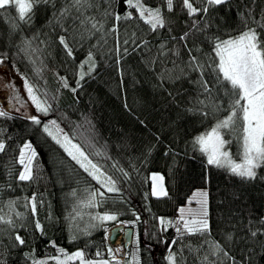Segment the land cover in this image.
Wrapping results in <instances>:
<instances>
[{"label": "trees", "instance_id": "16d2710c", "mask_svg": "<svg viewBox=\"0 0 264 264\" xmlns=\"http://www.w3.org/2000/svg\"><path fill=\"white\" fill-rule=\"evenodd\" d=\"M63 2L56 0L55 9L50 5L38 6L31 24L19 22L11 8L0 10V61L33 84L39 90L40 99L50 105L40 125L33 124L27 115L12 113L5 107L1 109L7 115L0 116V142L6 145L5 151L0 153V215L10 216L14 227L0 224V264H32L31 259L25 258L26 253L47 259L56 256L58 249L68 254L82 251L85 260L119 264L113 260V253H109L112 246L108 243L109 231L117 224L132 230L131 244L122 264H168L169 245L177 238V232L172 225L165 230L158 221L160 218L177 221L179 209L198 189L208 192L212 235L235 260L223 257V253L218 258H209L223 259L224 264H264V235L252 237L249 231L250 228L264 230V225L259 223L264 217V167L256 170V179L243 180L225 169L208 166L206 157L193 150L192 141L210 130L216 119L211 116L204 119L186 111L193 107L191 101L197 94L196 86L177 81L159 87L160 82L144 63L161 44L166 45V50L175 46L183 54L179 37L189 31L191 20L179 7L168 12L163 0H143L152 8L161 7L165 28L154 33L145 31L147 25L138 20L136 10L131 9V20L117 22L112 17L104 20L103 38L97 33L86 41L77 42L71 18L63 21V28L53 20L52 13L61 8ZM100 7L102 11L108 5L101 0ZM109 10L123 16L124 0H111ZM249 11L259 19L264 13V0H230L228 5H221L211 18L209 34L224 38L229 32L235 35L236 13L243 12L247 16ZM88 14L101 18L94 9ZM13 22L19 25L15 31L11 27ZM113 27L115 32L111 31ZM133 33L136 34L135 44L129 39ZM62 35L74 49V58L68 57L60 45ZM125 39H129L127 45L123 43ZM26 41L40 51L26 55L22 51ZM144 41L148 42L146 47H136ZM199 47L203 53L211 51L206 43ZM89 51L93 53L95 69L86 74L78 86L80 64ZM83 71L86 73L85 67ZM210 73L209 69L206 79H214ZM62 80L67 81L68 87L63 86ZM0 81L10 88V74L5 65H0ZM177 89L181 90L179 95ZM218 102L227 103L222 92ZM217 115L222 119L227 112ZM47 119L55 120L70 137L75 135L73 142L81 144L86 153L99 151L110 157L90 158L99 161L113 176L119 192L105 193L103 204L95 208H77L86 203L88 193L99 185L44 133L43 121ZM225 139L231 141L227 149L233 159L239 161L237 140L233 135H226ZM25 143H31L37 157L33 162V179L22 182L18 180L22 171L18 157ZM113 164L117 167L113 168ZM152 173L164 177L166 197L151 195ZM33 197L35 215L30 205ZM10 201L15 202L11 211L7 207ZM74 208L79 215L72 220ZM105 213L115 214L118 219L103 224L91 219ZM37 221L42 233L35 227ZM17 234L24 238L23 246H14ZM227 234L232 235L231 241L226 240ZM189 242L196 247L199 240L197 237L177 239L172 251L179 256L183 249L185 264H199L185 247ZM97 252L101 255L97 256ZM203 254V251L199 253ZM48 264L55 261L48 260Z\"/></svg>", "mask_w": 264, "mask_h": 264}, {"label": "snow or ice", "instance_id": "6c2138e0", "mask_svg": "<svg viewBox=\"0 0 264 264\" xmlns=\"http://www.w3.org/2000/svg\"><path fill=\"white\" fill-rule=\"evenodd\" d=\"M108 7H104L101 11V0H64L61 8L52 13L54 22L64 27L63 21L71 18L72 30L75 33L74 39L77 42L86 41L97 33H101V38L105 34L104 20L112 17L115 21L133 19L131 9L136 10V18L143 21L147 28V32H157L166 27V21L163 16L161 7L152 8L146 5L143 0H124L125 13L123 16L116 14L114 10L110 11L111 0H103ZM164 6L168 12H172L174 8L179 7L191 20V27L179 37L182 42L183 54L176 48L166 50V45L161 44L154 54L145 59V65L153 72L155 78L160 82L159 87H163L164 83L174 84L177 81H187L189 84L196 86V96L192 99L193 107L187 108L186 111L193 115H199L204 119L209 116L216 119V123L206 132L196 136L192 141L194 151H199L206 157L208 166H214L219 169L227 170L231 175L237 176L243 180H254L257 177V169L264 167V13L259 19L255 18L249 11L247 16L243 12H237L238 28L236 34L227 33V38L218 34H209L208 29L211 27V18L221 5H228L230 0H163ZM200 6L197 7L196 5ZM40 5H50L56 8V0H0V10L11 8L16 15V19L23 24H31L35 9ZM99 12L100 19L96 15L88 14L90 10ZM203 21V24H201ZM50 21L49 23H52ZM19 25L12 23V30ZM68 29H65L67 31ZM112 32L116 28L111 29ZM135 44L136 34L133 33L129 38ZM129 39L124 40V44L129 43ZM176 38L173 37V40ZM59 43L63 46L68 57L74 58V49L69 45L65 36L59 37ZM208 44L211 46L210 53H203L199 47L200 44ZM147 41L143 45L136 47H146ZM136 49L133 48V51ZM151 52V49H147ZM26 55L31 56L40 51L32 48L31 42L26 41L25 47L22 49ZM119 54V44L116 49ZM124 53H128V49H124ZM200 53V55H197ZM214 54V55H213ZM35 63V61H32ZM2 63V61H0ZM85 65L88 66V73L91 74L95 69V61L93 53L89 51L85 61L80 64L81 72L80 80L85 78L86 73L83 71ZM171 65V66H169ZM211 70V76L214 79H206L205 75ZM196 74V75H193ZM63 86L68 87L67 81L62 80ZM24 87L27 91L28 98L38 112L47 115L50 105L46 101H41L37 92L39 91L26 78L24 79ZM214 90H218L214 92ZM75 91V89H73ZM177 89V95L180 94ZM220 92L227 98L226 105L218 102ZM169 95H172L169 92ZM203 97V98H201ZM227 112V115L220 119L218 113ZM7 115L6 112L0 110V116ZM32 123L40 125L41 120L36 116L29 117ZM43 131L51 139L58 144L64 152L83 170L92 180L99 185L88 193L86 203L77 205L79 207L95 208L102 205L105 193L119 192L117 182L110 175L99 161L94 162L91 156H105V153L99 151L86 153L81 144L74 143L75 135L69 136L59 128L55 120L43 125ZM226 135H233L239 145V162H236L232 154L228 151L227 145L230 140L225 139ZM5 143L0 142V153L4 152ZM167 154V153H166ZM37 157L35 149L31 143H25L19 152L18 163L22 166L19 172V181H30L33 179V162ZM110 159V157H106ZM113 168L117 165L113 164ZM123 171L122 169H118ZM125 177L128 173L123 172ZM152 188L151 195L156 198L166 197L167 190L164 187V177L159 174L151 176ZM87 190V189H86ZM75 195V193H73ZM97 197L100 199L98 200ZM195 202L198 209L181 208L179 209V219L175 222L171 220L159 219V225L165 230L169 225L175 227L177 238L173 239L169 245L168 255L166 257L168 264H185L183 257V249L180 254L172 251V246L177 243V239L184 240L187 237H197L198 246L193 247L192 243L185 244L190 255L194 256L199 264H224V260L210 259L209 257H223L235 260L229 257L227 251L224 250L219 241L212 235L210 223L208 220V192L206 190L194 193ZM193 201H188L189 205ZM15 202L10 201L7 207L11 211ZM33 215L36 214V202L33 197L30 201ZM77 208L73 209L71 219L75 220L79 215ZM2 211V210H0ZM19 215V214H17ZM94 221L101 224L108 221H116L118 217L115 214H96L91 217ZM139 220V216L136 217ZM251 224L252 221L250 220ZM259 223L264 225V217L260 218ZM0 224H7L14 227L10 216L0 215ZM37 230L43 232L40 223L35 224ZM95 227V225H89ZM252 237L258 234L264 235V230L257 228L249 229ZM226 240L231 241L232 235L227 234ZM16 245L23 246L24 238L19 234L15 236ZM56 247L55 244H52ZM206 249V250H205ZM204 252L203 255L199 253ZM112 249H109V253ZM97 256L101 254L97 252ZM26 259H31L32 264H48V260L55 261V264H108L107 261H91L85 260L84 253L77 251L73 254L58 249V254L47 259H39L33 253H26Z\"/></svg>", "mask_w": 264, "mask_h": 264}, {"label": "rangeland", "instance_id": "374dc122", "mask_svg": "<svg viewBox=\"0 0 264 264\" xmlns=\"http://www.w3.org/2000/svg\"><path fill=\"white\" fill-rule=\"evenodd\" d=\"M0 65L1 66L2 65L6 66V68L9 71L10 79H11L10 88H7L4 85V83L2 81H0V110L5 107L7 111H10L12 113H17V114L22 113L23 115H27L28 117L36 116L40 120L43 117L47 116V115H44V114L38 112L36 110V108H35V105L32 104L31 100L28 98L27 91H26V89L24 87V79L25 78L20 73H18L12 66H10L8 64H3V63H0ZM85 70H86V74H87L88 73V66L87 65L85 66ZM10 92H11V98L12 99H10V97H9V93ZM50 121L51 120H48V119L44 120L43 121V125L49 123ZM236 162H239V161H236ZM200 191H204V190L203 189L195 190L193 192V194L191 195V197H190V199L193 202L190 205L187 202V204L184 207H182V208H185L186 211L189 208L192 209L193 211L197 210L198 209V205L195 202L194 193H198ZM179 215H180V213H179ZM120 246H122V249H121ZM110 249H112V253H114L116 255V258H118V257H121L118 254L119 251H120V253L121 252L123 253L122 255H126L128 247L126 248L123 245L122 241L119 239V244L118 245H114ZM125 258H124V260H125ZM122 263L123 262H121L119 264H122Z\"/></svg>", "mask_w": 264, "mask_h": 264}, {"label": "water", "instance_id": "95a60500", "mask_svg": "<svg viewBox=\"0 0 264 264\" xmlns=\"http://www.w3.org/2000/svg\"><path fill=\"white\" fill-rule=\"evenodd\" d=\"M9 97L12 99L11 92L9 93ZM119 236L122 237L123 244L129 247L131 244L132 230L121 224H117L109 231L108 243L113 245Z\"/></svg>", "mask_w": 264, "mask_h": 264}, {"label": "built area", "instance_id": "2783aa9c", "mask_svg": "<svg viewBox=\"0 0 264 264\" xmlns=\"http://www.w3.org/2000/svg\"><path fill=\"white\" fill-rule=\"evenodd\" d=\"M124 227H126V225H123ZM108 236H109V234H108ZM119 239L122 241V237L121 236H119L118 238H117V241L113 244V245H111L112 247L114 246V245H118L119 244ZM123 243V242H122ZM124 245V244H123ZM126 248L128 247V246H126V245H124ZM121 247V249H122V246H120ZM121 257H118V258H116V255L113 253V260L114 261H117L118 263H121V262H123L124 261V258L126 257V255H122L123 253L121 252L120 253V251H119V253H118Z\"/></svg>", "mask_w": 264, "mask_h": 264}, {"label": "crops", "instance_id": "0c3cea01", "mask_svg": "<svg viewBox=\"0 0 264 264\" xmlns=\"http://www.w3.org/2000/svg\"><path fill=\"white\" fill-rule=\"evenodd\" d=\"M153 174H158V173H152L151 176H152ZM151 176H150V180H151ZM151 188H152V182H151ZM91 261H97V262H99V261H105V260H91ZM108 264H110V263L108 262Z\"/></svg>", "mask_w": 264, "mask_h": 264}]
</instances>
